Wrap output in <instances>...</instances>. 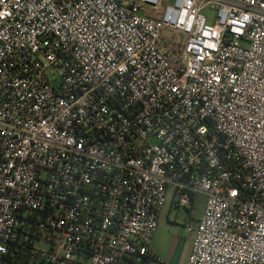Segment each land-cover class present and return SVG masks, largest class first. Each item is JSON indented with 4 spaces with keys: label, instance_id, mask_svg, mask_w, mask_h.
<instances>
[{
    "label": "built area",
    "instance_id": "1",
    "mask_svg": "<svg viewBox=\"0 0 264 264\" xmlns=\"http://www.w3.org/2000/svg\"><path fill=\"white\" fill-rule=\"evenodd\" d=\"M170 192L264 264V0H0V264H167Z\"/></svg>",
    "mask_w": 264,
    "mask_h": 264
},
{
    "label": "rangeland",
    "instance_id": "2",
    "mask_svg": "<svg viewBox=\"0 0 264 264\" xmlns=\"http://www.w3.org/2000/svg\"><path fill=\"white\" fill-rule=\"evenodd\" d=\"M171 195L172 192L169 193L167 205L160 214L152 245L167 264H187L193 240V236L188 230L189 220L202 216L205 210L206 196L198 195L194 208L189 211L172 206ZM40 246L43 247V245Z\"/></svg>",
    "mask_w": 264,
    "mask_h": 264
},
{
    "label": "trees",
    "instance_id": "3",
    "mask_svg": "<svg viewBox=\"0 0 264 264\" xmlns=\"http://www.w3.org/2000/svg\"><path fill=\"white\" fill-rule=\"evenodd\" d=\"M123 2H124V4H125V6H130V4H131V2H132V0H122Z\"/></svg>",
    "mask_w": 264,
    "mask_h": 264
},
{
    "label": "crops",
    "instance_id": "4",
    "mask_svg": "<svg viewBox=\"0 0 264 264\" xmlns=\"http://www.w3.org/2000/svg\"><path fill=\"white\" fill-rule=\"evenodd\" d=\"M200 218V217H199ZM198 217H196L195 219L194 218H192V220L193 221H196V220H198L199 219ZM191 249H192V246H191ZM155 250V249H154ZM157 253V252H156ZM158 254V253H157ZM159 255V254H158ZM160 256V255H159ZM161 257V256H160Z\"/></svg>",
    "mask_w": 264,
    "mask_h": 264
}]
</instances>
